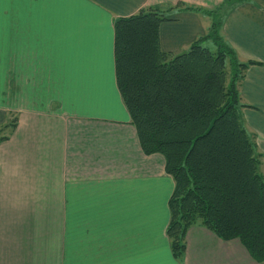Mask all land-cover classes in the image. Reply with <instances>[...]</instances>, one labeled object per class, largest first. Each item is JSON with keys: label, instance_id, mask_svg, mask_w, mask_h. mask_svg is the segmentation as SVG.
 I'll return each instance as SVG.
<instances>
[{"label": "crops", "instance_id": "0c3cea01", "mask_svg": "<svg viewBox=\"0 0 264 264\" xmlns=\"http://www.w3.org/2000/svg\"><path fill=\"white\" fill-rule=\"evenodd\" d=\"M178 1L215 8L223 0L0 3V125L17 116L0 142V264H264L238 238L203 225L187 229L181 258L170 249L174 181L163 156L139 145L116 82L114 21ZM209 23L177 12L160 24L161 47L180 52ZM222 34L248 59L261 58L264 0L229 10ZM260 61L251 77L264 73ZM255 129L264 155V132Z\"/></svg>", "mask_w": 264, "mask_h": 264}, {"label": "trees", "instance_id": "16d2710c", "mask_svg": "<svg viewBox=\"0 0 264 264\" xmlns=\"http://www.w3.org/2000/svg\"><path fill=\"white\" fill-rule=\"evenodd\" d=\"M247 1L223 0L211 9L182 1L147 6L114 21L118 89L142 152L161 154L174 181L166 235L176 259L187 229L203 225L221 239L238 238L264 262L263 154L239 115L240 107H255L241 102L247 70L263 62L239 60L222 35L224 15ZM181 11L204 13L211 23L186 49L166 51L160 24ZM16 124L15 115L0 125V142Z\"/></svg>", "mask_w": 264, "mask_h": 264}, {"label": "rangeland", "instance_id": "374dc122", "mask_svg": "<svg viewBox=\"0 0 264 264\" xmlns=\"http://www.w3.org/2000/svg\"><path fill=\"white\" fill-rule=\"evenodd\" d=\"M178 2H181V1H178ZM178 2H176V3H178ZM203 8H205V7H203ZM233 8H235V7H233ZM209 9H211V8H209ZM201 14L205 15L206 18L209 17L210 23H211V17L209 15H206L204 13H201ZM208 27H209V25H208ZM208 27L206 28L205 32L208 30ZM232 31L234 32L235 35L238 34L235 25L232 27ZM208 44L211 45V42H208ZM230 45L234 48V46L232 44H230ZM236 54H237L238 59L241 60V61H245V60L248 59V56H246L242 51H237L236 50ZM256 59L264 60V54H263V56L261 58H256ZM248 72H249L248 75L246 73V75H245V77L243 79V82L241 84V87H240L241 102H243V103H251V104L255 103V102H258L264 108V101L262 102V98L260 97V96H264V73H260V75L256 74V75L251 77V74H253L254 71H248ZM247 79H248V81H247ZM249 80L256 81V83H254L253 86H250V85H248ZM244 81H247V82L244 84ZM254 108L255 107H240L239 108V115H240V118H241L242 122L246 126L248 134L253 139H255V142L257 144L258 150L261 152L262 150H260L257 137L255 136V134L257 133V130L255 128L257 127L261 131L264 132V120H263L264 109L260 110V111H257V110H253ZM256 108L259 109L257 106H256ZM14 117H15V114L13 112V113H11V116H9V121H13ZM3 133H6V131H3ZM262 154H263V152H262ZM259 169H260V172L263 174V177H264V155H263L262 162H261V164L259 166Z\"/></svg>", "mask_w": 264, "mask_h": 264}, {"label": "snow or ice", "instance_id": "6c2138e0", "mask_svg": "<svg viewBox=\"0 0 264 264\" xmlns=\"http://www.w3.org/2000/svg\"><path fill=\"white\" fill-rule=\"evenodd\" d=\"M3 2V0H0V3H2Z\"/></svg>", "mask_w": 264, "mask_h": 264}]
</instances>
